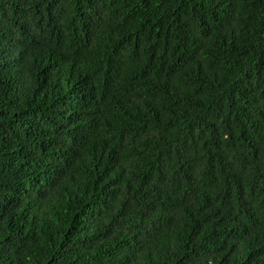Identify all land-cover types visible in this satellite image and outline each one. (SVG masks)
I'll return each mask as SVG.
<instances>
[{
  "label": "trees",
  "instance_id": "obj_1",
  "mask_svg": "<svg viewBox=\"0 0 264 264\" xmlns=\"http://www.w3.org/2000/svg\"><path fill=\"white\" fill-rule=\"evenodd\" d=\"M0 264H264V0H0Z\"/></svg>",
  "mask_w": 264,
  "mask_h": 264
}]
</instances>
